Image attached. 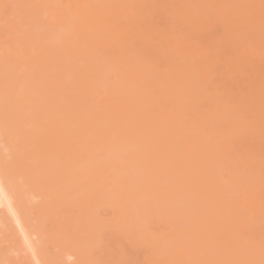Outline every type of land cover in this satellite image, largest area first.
I'll list each match as a JSON object with an SVG mask.
<instances>
[{"label": "bare ground", "instance_id": "1", "mask_svg": "<svg viewBox=\"0 0 264 264\" xmlns=\"http://www.w3.org/2000/svg\"><path fill=\"white\" fill-rule=\"evenodd\" d=\"M0 264H264V0H0Z\"/></svg>", "mask_w": 264, "mask_h": 264}, {"label": "rangeland", "instance_id": "2", "mask_svg": "<svg viewBox=\"0 0 264 264\" xmlns=\"http://www.w3.org/2000/svg\"><path fill=\"white\" fill-rule=\"evenodd\" d=\"M179 20H180V19L177 18V19H176V22H180ZM25 74H26V73L22 72V73L14 74V75H11V76H12V77H17V76H19V75H25Z\"/></svg>", "mask_w": 264, "mask_h": 264}]
</instances>
